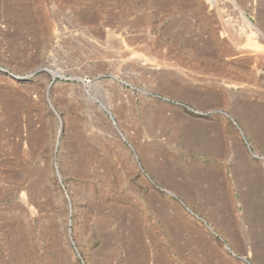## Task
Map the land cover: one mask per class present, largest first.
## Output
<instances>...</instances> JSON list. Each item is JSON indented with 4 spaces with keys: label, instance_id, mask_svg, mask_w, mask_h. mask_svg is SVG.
<instances>
[{
    "label": "rangeland",
    "instance_id": "1",
    "mask_svg": "<svg viewBox=\"0 0 264 264\" xmlns=\"http://www.w3.org/2000/svg\"><path fill=\"white\" fill-rule=\"evenodd\" d=\"M240 8L264 47V0H0V264H264Z\"/></svg>",
    "mask_w": 264,
    "mask_h": 264
},
{
    "label": "bare ground",
    "instance_id": "2",
    "mask_svg": "<svg viewBox=\"0 0 264 264\" xmlns=\"http://www.w3.org/2000/svg\"><path fill=\"white\" fill-rule=\"evenodd\" d=\"M239 11H240L241 20L250 29L251 34L249 35V38L252 40L249 42V44L253 46V47H249V44H247L243 47L241 46L240 52L245 54V55H248V56L254 55L258 59L264 58V47L256 41V39L258 38V29H257L256 25L252 22V20L250 18H248L246 16L244 8H240ZM235 47H237V45H235ZM225 91H226V94H232V91L229 88L226 89ZM235 152H236V156L239 158L238 161H240V163L246 164L248 162L247 153L245 151H242V149L239 150L238 146H236ZM218 207H220V206H218Z\"/></svg>",
    "mask_w": 264,
    "mask_h": 264
},
{
    "label": "water",
    "instance_id": "3",
    "mask_svg": "<svg viewBox=\"0 0 264 264\" xmlns=\"http://www.w3.org/2000/svg\"><path fill=\"white\" fill-rule=\"evenodd\" d=\"M40 70H45V69L43 67H40L37 69V71H40ZM56 77H61V76L54 74V78H56ZM61 78H64V77H61Z\"/></svg>",
    "mask_w": 264,
    "mask_h": 264
}]
</instances>
